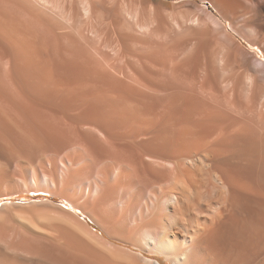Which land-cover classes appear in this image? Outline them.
I'll return each mask as SVG.
<instances>
[{
	"label": "bare ground",
	"instance_id": "obj_1",
	"mask_svg": "<svg viewBox=\"0 0 264 264\" xmlns=\"http://www.w3.org/2000/svg\"><path fill=\"white\" fill-rule=\"evenodd\" d=\"M241 39L264 0H0V198L46 194L0 204V264H264Z\"/></svg>",
	"mask_w": 264,
	"mask_h": 264
},
{
	"label": "rangeland",
	"instance_id": "obj_2",
	"mask_svg": "<svg viewBox=\"0 0 264 264\" xmlns=\"http://www.w3.org/2000/svg\"><path fill=\"white\" fill-rule=\"evenodd\" d=\"M175 1H179V0H175ZM202 3L208 5L210 7V9H213L209 3L204 2V1ZM224 23H226L227 27L229 28L227 22H224ZM241 41L245 46L249 47L251 51L258 52V55L260 56V58L264 60L263 56L261 55V51L256 46L249 45L247 42H245L242 39H241ZM45 195H46L45 193H41V192H31L29 194V197L23 196V195H13V196L1 197L0 198V204L4 203V202H8V201L27 202V201L34 200V199L45 198L46 197ZM58 202L68 206V203L63 199L62 200L58 199ZM85 218L88 219L87 217H85Z\"/></svg>",
	"mask_w": 264,
	"mask_h": 264
}]
</instances>
